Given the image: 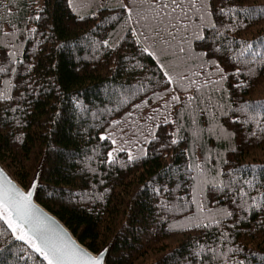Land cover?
<instances>
[{
	"label": "trees",
	"instance_id": "16d2710c",
	"mask_svg": "<svg viewBox=\"0 0 264 264\" xmlns=\"http://www.w3.org/2000/svg\"><path fill=\"white\" fill-rule=\"evenodd\" d=\"M229 6L235 16L218 12ZM142 11L0 0V91L12 97L0 100V164L23 189L41 165L36 202L90 252L111 243L106 264H264V187L245 183L264 182V0H204L217 30L195 22L166 50L146 39ZM137 127L124 144L119 128ZM109 133L125 148L111 163ZM229 181L246 203L212 187ZM0 264L47 263L0 220Z\"/></svg>",
	"mask_w": 264,
	"mask_h": 264
},
{
	"label": "snow or ice",
	"instance_id": "6c2138e0",
	"mask_svg": "<svg viewBox=\"0 0 264 264\" xmlns=\"http://www.w3.org/2000/svg\"><path fill=\"white\" fill-rule=\"evenodd\" d=\"M73 0H69V4H72ZM133 4H139L144 11H142L139 16L138 23H142L146 30H150L149 35H146L147 38H152L154 41L159 42L161 45L165 46V50L167 47H170L172 43H174L179 37L181 40L185 39L184 34L187 33L190 29L196 26L195 22H199L201 25V31L206 29H211L212 31L217 30V25L215 22L209 23L207 21V16H210L212 13L209 11L207 13L204 12V0H132ZM209 7H211V0H208ZM199 5V7H198ZM120 7L125 10L127 13L131 14L133 9L130 8L127 4L122 3ZM43 11L42 9L40 10ZM218 12L221 15H232L235 16L237 14L234 8L229 7H220ZM9 15H11V10L9 9ZM41 15L39 12L29 17L30 20L39 21L41 19ZM83 19V17H81ZM116 19V17H113ZM3 23V17H0V24ZM15 27V25H12ZM29 31L35 33L37 30L35 28L29 29ZM154 33V36L150 34ZM3 29L0 27V35H3ZM14 34V33H13ZM199 40H204L205 36L199 35L196 37ZM105 45H108V41L105 40L103 42ZM252 48V45H248V47L244 50L248 52ZM179 52L184 53L186 50L183 46L179 47ZM143 51L148 52V49L145 48ZM244 53L242 52L241 55ZM9 55H14V53H9ZM206 55V53H205ZM161 67H163L161 65ZM218 71L223 72V69H220L218 66ZM6 71L3 67H0V72ZM233 75L239 74V69ZM167 83L171 84L172 78L168 75V73L164 74ZM199 75V73H196ZM222 79H226L222 77ZM220 81H212V83H219ZM193 84L195 81L192 82ZM207 83V81H206ZM162 98V97H161ZM10 97L6 91H0V100H10ZM193 99L192 97L189 98ZM172 101L179 102L180 97L173 95L171 97ZM148 101L144 100L142 105H147ZM142 105H133L134 108H141ZM167 106V105H166ZM158 109H153V112H157ZM128 116H131L132 113H128ZM147 119L154 120L155 117L149 116ZM235 122H239L238 119ZM247 122V121H245ZM113 125H119L120 121H113ZM163 124L175 123V121H170L167 118L162 121ZM161 125L157 124L156 128H159ZM261 127V130L264 131V126L258 125ZM179 131V129H177ZM120 132V140L124 144H128L133 142L134 138H138L143 133L139 127L134 128L132 130L126 128H119ZM115 133H109L108 135L100 136L101 140H108L113 137ZM149 135L152 136V139H155V133L151 132ZM174 135V134H172ZM253 136L256 135L255 132L252 133ZM151 143V140L147 141ZM171 144H176L178 141L176 139H172L170 141ZM111 144L117 145L118 141L115 138H111ZM125 151L124 147H114L108 153L107 156L109 158L108 162H114V153ZM145 154L146 151H145ZM134 157L131 155L129 151L128 159L132 160ZM255 179V177H254ZM251 188H255L259 193V188L264 187V182L261 185L257 186L255 183L250 181H245ZM235 187L236 191L234 195H237L238 198L243 201H246V197L249 195L248 192L244 191L242 185L234 184L232 181H229L228 184L220 186L217 184H212V187L217 191H224L228 187ZM32 193L29 191L26 195L24 193L19 192L18 189L10 188V189H0V220H3L7 223L8 228L16 235V238L25 241L36 253H38L44 260L47 261V264H82V262H86V264H101L104 253H100V255L96 258L89 256L82 249H77L73 247H69L67 243L61 240L56 234L53 232L51 228L45 225L42 221L39 220L38 217L34 215V211L32 205L30 204V197ZM260 198L264 199V193H260ZM255 202L257 200L256 196L251 197ZM254 206L259 207V205L254 204ZM233 213L228 212L227 215L231 216ZM220 221H217L219 224ZM197 227H207V225H196Z\"/></svg>",
	"mask_w": 264,
	"mask_h": 264
},
{
	"label": "water",
	"instance_id": "95a60500",
	"mask_svg": "<svg viewBox=\"0 0 264 264\" xmlns=\"http://www.w3.org/2000/svg\"><path fill=\"white\" fill-rule=\"evenodd\" d=\"M40 176H41V167L38 168L35 173L29 187L27 189H23L7 172V170L0 164V189H10L15 188L18 189L19 192L24 193L25 195L31 191L32 195L30 197V204L32 205L34 215L39 218L45 225L53 230L57 237L63 240L65 243L69 245V247L82 249L89 256L96 258L100 255V253H104L101 264H106V259L110 250V244L106 245L100 252L94 254L82 246L71 234V232L63 225L59 219H57L54 215L49 213L43 207H41L35 200L36 193L38 187L40 185ZM17 235V234H16ZM34 251V250H33ZM38 254V253H37ZM43 259V257H41ZM44 260V259H43ZM46 263L47 261L44 260ZM82 264H86V262H82Z\"/></svg>",
	"mask_w": 264,
	"mask_h": 264
},
{
	"label": "rangeland",
	"instance_id": "374dc122",
	"mask_svg": "<svg viewBox=\"0 0 264 264\" xmlns=\"http://www.w3.org/2000/svg\"><path fill=\"white\" fill-rule=\"evenodd\" d=\"M116 146H117V145H115V147H116ZM39 167H41V165H39L38 168H39ZM38 168H37V170H38ZM37 170H36V172H37ZM36 172H35V173H36ZM34 175H35V174H34ZM33 177H34V176H33ZM40 177H41V176H40ZM32 179H33V178H32ZM31 181H32V180H31Z\"/></svg>",
	"mask_w": 264,
	"mask_h": 264
}]
</instances>
